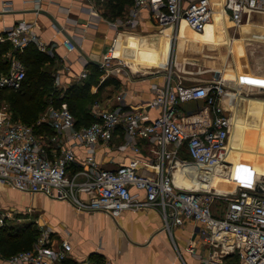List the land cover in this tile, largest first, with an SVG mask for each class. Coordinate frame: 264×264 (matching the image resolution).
Returning <instances> with one entry per match:
<instances>
[{"label": "built area", "instance_id": "2783aa9c", "mask_svg": "<svg viewBox=\"0 0 264 264\" xmlns=\"http://www.w3.org/2000/svg\"><path fill=\"white\" fill-rule=\"evenodd\" d=\"M87 1L94 4L104 0ZM220 5L236 26L243 20L249 22L255 12L264 13V0H223ZM213 6L212 0H133L128 21L136 24L140 10L147 9L170 39L172 52L180 22L185 20L190 28L202 32L212 20ZM7 42L10 49L6 51L7 69H0V90H18L27 76L21 57L25 48L34 43L49 54L54 51L39 38L33 22L25 19L0 31L1 55ZM63 44L67 51L76 48L69 38ZM115 48L116 42L111 43L100 59V67L108 73L127 66L123 57L114 54ZM166 68L164 84L155 86V96L145 104L161 108V113L150 120L141 108L127 107L121 100L113 107L95 102L96 120L87 125L77 124L66 102L50 105L36 121L27 123L15 118L0 99V188L43 193L69 200L79 210L103 211L113 217L126 208H158L169 230L172 224L188 220L199 224L208 246L204 264H264V192L255 189L256 183L264 182V174L254 180L248 178L250 184L243 178L227 190L208 184L215 175L226 177L223 171L232 166L228 142L233 121L224 106L226 83L213 78L185 85L172 80V59ZM88 74L84 69L80 76ZM56 80L59 82V75ZM192 101L194 107H183ZM42 125L51 126L54 132L36 131ZM119 129L124 135L122 148L131 146L137 152L146 148L152 157L151 171L139 169L148 162L142 159L111 168L97 158L98 147L111 144ZM69 138L86 148L82 160H77L75 147L66 143ZM189 164L196 177L191 184L177 180L185 175L183 169L178 174L175 171ZM132 187L138 191L132 192ZM218 199L225 200L221 209L213 206ZM12 220H16L15 212L0 205V244L3 230ZM71 250L69 240L55 241L52 231L44 229L30 248L7 256L0 248V261L64 264Z\"/></svg>", "mask_w": 264, "mask_h": 264}, {"label": "crops", "instance_id": "0c3cea01", "mask_svg": "<svg viewBox=\"0 0 264 264\" xmlns=\"http://www.w3.org/2000/svg\"><path fill=\"white\" fill-rule=\"evenodd\" d=\"M212 1L217 8L221 6L222 0ZM132 4L126 3L115 14L112 6H106V0L94 4L87 0H0V31L23 19L33 22L39 38L48 47H53L54 54L42 51L55 57L53 64L59 71V82L64 90L74 83L92 81L90 91L97 92V99L90 108L93 116L95 102L113 107L121 100L127 107L141 108L149 120L158 116L161 113L159 106L145 104L155 96V86L164 84L169 58L172 59L174 82L189 85L213 78L223 79L227 87L224 106L226 110L233 109L232 116L237 120L228 142V158L233 168L231 170L230 165L229 170L223 172L227 178L231 174L235 177L225 181L224 176L216 175L210 186L218 185L227 190L243 178L262 177L264 99L238 93L251 89L264 92V67L245 62L244 47L253 37L237 39V33L229 29L236 25L218 10L202 34L187 30L189 26L182 20L171 52L170 39L147 9L140 10L136 24L128 21ZM40 7L50 12L61 26L58 27L49 14L34 9ZM67 36L75 39L79 47L67 51L63 44ZM113 42H116L114 54L123 57L127 66L108 73L98 61ZM8 49L10 43H4L2 57L6 61ZM88 63L95 66H88ZM84 69L89 71L86 77L80 76ZM194 106V101L183 103L184 108ZM247 113L250 114L249 121ZM123 142L124 135L119 129L111 144L98 147L97 158L111 168L142 159L148 162L141 164L139 169L151 171L152 157L146 148L137 152L131 146L122 148ZM66 143L75 147L78 161L86 156V148L77 144L74 138H69ZM136 191L137 188L132 187V192ZM0 205L12 209L16 221L34 215L33 225L39 233L49 229L55 241L69 240L72 250L64 264H204L208 252L199 224L188 220L184 224H172L169 230L161 211L154 207L126 208L113 217L103 211L79 210L66 199L23 192L9 186L0 188ZM27 212L29 216H25ZM14 221L10 226H15ZM1 244L2 252L9 253L7 244L3 240ZM0 264L6 263L0 261Z\"/></svg>", "mask_w": 264, "mask_h": 264}, {"label": "trees", "instance_id": "16d2710c", "mask_svg": "<svg viewBox=\"0 0 264 264\" xmlns=\"http://www.w3.org/2000/svg\"><path fill=\"white\" fill-rule=\"evenodd\" d=\"M115 1L116 3L113 4V0H106V6L108 8L112 6V11H114L113 13L115 14L119 13L124 8L126 3H133V0ZM21 57L27 65V76L24 80L22 88L18 90H9L12 92L10 101L15 118H20L22 121L27 123H33L39 117V111L45 103L48 102L47 100L42 101L39 98L40 95L42 96L45 94L48 96L51 91L55 90L53 86V72L46 66L49 63H54L55 57L40 50L34 43L29 44L25 48ZM88 66L93 67L95 65L88 63ZM0 69H7V61L1 54ZM91 83L92 81L74 83L67 87L66 90H63L62 94L61 90H58L53 94L54 104L61 105L64 101L69 104L76 117L78 125H87L96 120V117L90 112L93 101L97 99V92L92 93L90 91ZM1 92H3V90H0V93ZM43 130L54 132V129L49 125L36 127V131L38 132ZM14 227L15 226L6 227L2 233V240L5 244H7V248L9 249V253L3 252L6 256L19 250L32 247L34 240L37 237L36 234L38 231L34 227L31 230H27L25 234L16 232ZM1 247L2 244L0 245V248Z\"/></svg>", "mask_w": 264, "mask_h": 264}, {"label": "rangeland", "instance_id": "374dc122", "mask_svg": "<svg viewBox=\"0 0 264 264\" xmlns=\"http://www.w3.org/2000/svg\"><path fill=\"white\" fill-rule=\"evenodd\" d=\"M217 11H218V8L215 10V13L213 14V17L215 16V14L218 13ZM244 22H247V21L243 20V24H244ZM253 22H254V24H252ZM256 22H259V23H256ZM263 24H264V13L262 14V13L255 12V13H253L251 15L250 24H248V27L250 28L251 32L242 34L243 32H241V30H240V28H241L240 25L237 26V27L233 25V28H232V26H230L229 29L234 31V33H237L238 36L244 35V36L250 37L252 32H260V33L264 34V26H263ZM237 28L239 29V31H238ZM247 41H248V44L244 47V54H245V58H246L245 62H247L248 65L249 64L250 65H257V66L260 65V66L264 67V40H255V39L251 38V39H249ZM259 54L263 55L262 58L258 57ZM116 56L121 57L117 53H116ZM54 64H55V62H54ZM54 64L53 63H49L46 66L49 68V70H52V72H53V75H54V80H53V84L54 85L53 86H54L55 90L51 91V93H49L48 96L45 95V94L42 95V96L40 95L39 98L42 101L43 100H47L48 101V102L45 103V105L39 111L40 114H42L50 105L54 104V102H53V98H54L53 94H54V92H57L58 90H61V94H62V91L65 89V87H63L62 83L58 82L56 80V76L58 75L59 71L56 69L57 67ZM222 64H224V63H220V65H222ZM232 66H234L236 68L239 67L238 65H235V64H233ZM242 80H244V78H242ZM245 80L246 81H251L248 78H245ZM233 91H235V90H233ZM11 93L12 92H10L9 90H5V91L1 92L0 93V99H2L1 102H4V104L7 106V108H9V110L13 113V108H12V104H11V101H10ZM238 93L243 95L244 97H257V98H263L264 99V92H254L252 89H251V91L250 90L249 91L239 90ZM225 100H226V98H225ZM67 105L70 108L68 103H67ZM227 111H229L231 115L234 114L233 113V109L231 107ZM246 116L249 117V118H247V121H249L250 120V114L247 113ZM233 128H234V123H233V127H232V130H231V133L233 131ZM230 176H228V178L227 177H222V178H224V180L227 181V180H230V178H233L234 175L232 174ZM188 181L189 180H187L184 183H187ZM213 206H214V208L218 207L219 209H221L222 206H225V200L218 199V200H216L213 203ZM27 214H28V212L25 214V216H29V214L28 215ZM33 222H34V215L32 217L26 219V220H24V219L20 220L19 223H18V221L15 220L14 221V223H15L14 229H15L16 232H19L20 234L21 233L25 234V232H27V230H31L34 227ZM37 234H38V232H37ZM37 234H36V236H38Z\"/></svg>", "mask_w": 264, "mask_h": 264}, {"label": "bare ground", "instance_id": "6f19581e", "mask_svg": "<svg viewBox=\"0 0 264 264\" xmlns=\"http://www.w3.org/2000/svg\"><path fill=\"white\" fill-rule=\"evenodd\" d=\"M222 3H223V0H222ZM221 3V4H222ZM217 8L214 6V13H215V10H216ZM218 10L220 11V12H223L224 14H226V12L224 11V9L220 6L219 8H218ZM213 13V14H214ZM263 14V13H262ZM227 15V14H226ZM228 16V15H227ZM212 18H213V15H212ZM184 22H185V20H183ZM212 21V20H211ZM210 21V22H211ZM209 22V23H210ZM208 23V24H209ZM256 23H259V22H256ZM208 24L206 25V28H207V26H208ZM248 24H250V21L248 22H244V24L242 23V24H240V26H241V28H240V30H241V32H243L242 34H244V33H248V32H251V30H250V28L248 27ZM252 24H254V22L252 23ZM262 26V25H261ZM263 26H264V24H263ZM237 27V26H236ZM187 28V30H191V31H194L195 33H198V34H202L205 30H206V28H205V30L204 31H202V32H198V31H196V30H194V29H192V28H188V27H186ZM238 29V28H237ZM252 29V28H251ZM238 31H239V29H238ZM250 37H253V38H255V37H257V38H264V34L263 33H260V32H252V34H251V36ZM249 37V38H250ZM241 38H246L244 35H242V36H239V37H237V39H241ZM237 49H236V52L234 53V54H236V57H237ZM231 117H232V121H233V123H234V126L236 125V122H237V120L231 115ZM187 170H185V169ZM232 168H233V166H231V170H232ZM184 170L185 171V175H183L182 177H180L179 175H178V177H180V178H177V180H180V181H182L183 183L185 182V181H187V180H189V181H191V183H193V182H195L196 181V177L193 175V173H191V170H192V165L191 164H189L188 166H182V165H180L175 171H176V173L178 174L179 173V171L180 170ZM259 170V169H258ZM227 172V171H226ZM230 174V173H229ZM228 174V175H229ZM227 175V176H228ZM232 175V174H231ZM218 177V176H217ZM231 177V176H230ZM212 179H210V181L208 182V184H209V186L211 185V183L213 182V180L216 178V175L215 176H213V177H211ZM234 178V177H233ZM248 178H250L251 180H254L255 178H252V177H248ZM248 178H246V181L247 180H249ZM231 179V178H230ZM191 183H189V184H191ZM211 187V186H210ZM214 188H219V189H222L221 187H219L218 185H216V186H213ZM234 188V187H233ZM223 190H224V188H223Z\"/></svg>", "mask_w": 264, "mask_h": 264}, {"label": "water", "instance_id": "95a60500", "mask_svg": "<svg viewBox=\"0 0 264 264\" xmlns=\"http://www.w3.org/2000/svg\"><path fill=\"white\" fill-rule=\"evenodd\" d=\"M34 9H36L38 12H44V13H46V14H49L50 12H48L47 10H45L44 8H34ZM49 16L50 17H52V20H53V22L58 26V27H60L61 26V24H60V22L59 21H57L54 17H53V15L52 14H49ZM69 39H71L75 44H76V46L77 47H79V44H77V42L75 41V39H73L71 36H67ZM64 41V40H63ZM98 63H100V61H98ZM246 183H251V181L250 180H247L246 181ZM255 189L256 190H258V191H262V192H264V182L263 183H256L255 184Z\"/></svg>", "mask_w": 264, "mask_h": 264}]
</instances>
